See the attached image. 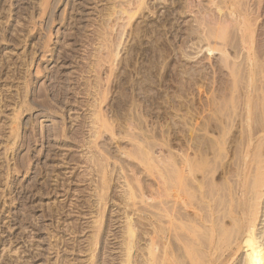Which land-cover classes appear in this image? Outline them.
<instances>
[{"label": "rangeland", "instance_id": "rangeland-1", "mask_svg": "<svg viewBox=\"0 0 264 264\" xmlns=\"http://www.w3.org/2000/svg\"><path fill=\"white\" fill-rule=\"evenodd\" d=\"M138 4L0 0V264H124L127 215L141 220L124 177L155 196L172 157L188 156L211 192L264 153V0ZM100 111L111 130L97 135Z\"/></svg>", "mask_w": 264, "mask_h": 264}, {"label": "bare ground", "instance_id": "bare-ground-1", "mask_svg": "<svg viewBox=\"0 0 264 264\" xmlns=\"http://www.w3.org/2000/svg\"><path fill=\"white\" fill-rule=\"evenodd\" d=\"M141 3L143 0H139L138 6ZM242 20L244 22V17ZM244 24L243 37L252 39L251 37L254 36L252 28L247 21ZM246 43L250 50L249 62L255 64V55L251 54L252 42L249 40ZM102 113L98 112V117L93 122L96 125L97 135L103 128L111 130L109 120ZM11 129L16 131L14 128ZM248 133L250 144L256 135L252 130ZM94 134L96 136V133ZM258 134L257 138L261 139V142L257 144L256 149L260 150L264 141V130ZM137 147L140 156H144L141 157L144 162L155 160L151 149H143L138 144ZM193 166L194 162L188 156H184L181 160L173 156L168 162L167 172L160 169L162 172L158 177L161 178V182L158 180L160 185L156 193L154 191L155 196L151 192L149 194L148 187L137 183L135 187L128 178L124 177L128 188L127 192L125 191V208H132L131 210L141 213L139 221H135L134 216L129 213L126 214L123 240L124 264L135 262L137 264H230L234 257L238 260V264H264L263 256L257 259L258 252L264 250V237L262 238L257 227L260 216L259 205L264 197V153L259 151L254 153L252 160L246 162L238 174L235 172L237 180L232 182L233 184L226 181L229 182L226 189L217 187L211 192L205 191V182L195 175ZM104 173L106 171L103 170L102 174ZM103 180L105 183V176ZM104 189L105 187L103 192ZM103 192L100 191L99 194L101 200L105 197ZM154 198L158 200L153 203ZM149 200L152 201L148 202ZM99 216L103 218L102 212ZM146 221L148 223H145ZM147 225L152 227V232L144 230ZM140 229L141 234H147L150 238L146 246L147 256H142V260H138L137 255L135 260L133 249L136 238L140 235L137 233ZM178 241L180 243H176ZM243 254L245 257L242 259Z\"/></svg>", "mask_w": 264, "mask_h": 264}]
</instances>
